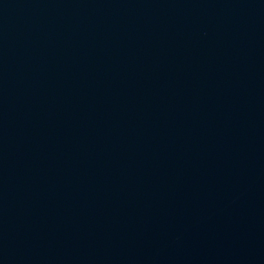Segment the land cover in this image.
I'll list each match as a JSON object with an SVG mask.
<instances>
[{"label": "water", "instance_id": "obj_1", "mask_svg": "<svg viewBox=\"0 0 264 264\" xmlns=\"http://www.w3.org/2000/svg\"><path fill=\"white\" fill-rule=\"evenodd\" d=\"M0 264H264V0H0Z\"/></svg>", "mask_w": 264, "mask_h": 264}]
</instances>
